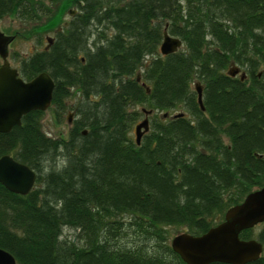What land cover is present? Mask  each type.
<instances>
[{"label":"trees","instance_id":"trees-1","mask_svg":"<svg viewBox=\"0 0 264 264\" xmlns=\"http://www.w3.org/2000/svg\"><path fill=\"white\" fill-rule=\"evenodd\" d=\"M5 16L36 46L53 34L16 69L24 80L47 72L48 108L73 113L55 137L38 110L0 133V156L35 172L25 195L0 184V249L16 264H184L168 228L201 234L264 185V0H0ZM164 28L181 47L161 55ZM233 65L242 80L227 75ZM238 237L262 245L246 264H264V221Z\"/></svg>","mask_w":264,"mask_h":264},{"label":"water","instance_id":"water-1","mask_svg":"<svg viewBox=\"0 0 264 264\" xmlns=\"http://www.w3.org/2000/svg\"><path fill=\"white\" fill-rule=\"evenodd\" d=\"M13 36L4 35L0 31V133L8 132L14 125L20 124L21 117L29 111H45L51 102L53 80L47 72L41 71L28 80L18 75L16 68L7 60V45ZM46 41L49 39L46 38ZM181 47V41L171 36L164 28L158 46L161 55L175 52ZM239 74L240 80L244 72L231 66L227 75ZM147 90V88H146ZM194 90L200 110V87L195 82ZM144 111V110H142ZM149 111L144 112V115ZM167 114L164 113L163 116ZM181 115V113H179ZM71 113L66 116L70 123ZM175 116V115H170ZM148 128L147 117H143L134 126V139L138 144L143 132ZM84 134L85 131H82ZM35 180V172L27 165L16 161L12 156H0V184L10 192L25 195ZM264 221V185L249 192L240 203L228 207L222 219H215V224L201 234H190L182 228L169 239L170 249L184 264H246L256 260L262 252V245L254 238L240 239L241 230L252 228ZM0 264H16L8 252L0 249Z\"/></svg>","mask_w":264,"mask_h":264},{"label":"rangeland","instance_id":"rangeland-1","mask_svg":"<svg viewBox=\"0 0 264 264\" xmlns=\"http://www.w3.org/2000/svg\"><path fill=\"white\" fill-rule=\"evenodd\" d=\"M48 1V0H43ZM65 19H67V15L64 16ZM18 21L10 16H5L0 19V31L7 35L11 33L15 28L18 26ZM90 28V27H89ZM46 35L51 36V33H47ZM45 42H43L40 46H36L34 41L32 39H21V38H15L13 39L8 45H7V60L11 67L16 68L17 67V56H23L24 54L31 53L33 50H39L44 46ZM196 82V81H195ZM192 88L194 90V84L192 83ZM195 92V90H194ZM75 97V96H74ZM68 103H73L74 98L70 97L67 100ZM140 109V107H137ZM178 110H171L167 113L169 115H173ZM72 112L71 110H68L63 113V116L60 120H57L54 116V112L52 109L48 108L42 113L41 117V127L42 130L49 136L55 137L59 134H65V132L68 129V125L66 123V116L68 113ZM171 113V114H170ZM73 113L70 116V119L72 120ZM143 119V115L140 116V118L136 121L137 123ZM133 126L130 129V135L133 138L134 137V129ZM181 229L179 228H168L169 238L174 235L177 232H180ZM77 233L76 229L64 227L62 229L61 238H67V239H75V235Z\"/></svg>","mask_w":264,"mask_h":264},{"label":"flooded vegetation","instance_id":"flooded-vegetation-1","mask_svg":"<svg viewBox=\"0 0 264 264\" xmlns=\"http://www.w3.org/2000/svg\"><path fill=\"white\" fill-rule=\"evenodd\" d=\"M77 13V8L75 7V8H69V9H67L66 11H65V15H67V19H69L70 17H73L75 14ZM65 18V17H64ZM66 19V20H67ZM62 25L63 26H65L66 25V22H63L62 23ZM58 30H60L59 29V27L57 28V31ZM7 36H13V39H15L16 37H17V35L15 34V31L13 30L11 33H9V34H7ZM46 38L47 39H49V41H46ZM93 38V36H91V38L89 39V40H91ZM12 39V40H13ZM11 40V41H12ZM52 40H53V34L51 33V36H49V35H45L44 36V41L43 42H45V44H44V46L41 48V49H43V50H46L48 47H49V45L52 43ZM10 41V42H11ZM42 42V43H43ZM9 44V43H8ZM71 113V112H70ZM72 114V113H71ZM71 119H70V123L69 124H67L68 125V128H69V126H70V124H71Z\"/></svg>","mask_w":264,"mask_h":264},{"label":"bare ground","instance_id":"bare-ground-1","mask_svg":"<svg viewBox=\"0 0 264 264\" xmlns=\"http://www.w3.org/2000/svg\"><path fill=\"white\" fill-rule=\"evenodd\" d=\"M183 3H185V2H183ZM85 4V3H84ZM102 17V16H101ZM104 17V16H103ZM110 21V20H109ZM106 26V25H105ZM96 27V26H95ZM106 27H108V26H106ZM92 28V27H91ZM112 28V27H111ZM102 30V29H101ZM167 31V30H166ZM169 32V31H168ZM102 32H100V34H101ZM112 33V32H111ZM99 34V35H100ZM110 34V33H109ZM113 36H114V34H113ZM189 36V35H188ZM206 39V38H205ZM214 39V38H213ZM212 39V40H213ZM107 40V39H106ZM103 41V40H102ZM205 41V40H204ZM210 42V41H209ZM205 44V43H204ZM211 44V43H210ZM215 44V43H214ZM91 45V44H90ZM216 46V45H215ZM91 48V47H90ZM226 57V56H225ZM164 58V57H163ZM228 58V57H227ZM186 59V58H185ZM234 60V59H233ZM243 60V59H242ZM138 62V61H137ZM241 62V61H240ZM126 64H128V63H126ZM142 64V63H141ZM140 65V64H139ZM137 66V65H136ZM237 67V66H236ZM132 68V67H131ZM260 70V69H259ZM244 71V70H243ZM127 72V71H126ZM138 73V72H137ZM259 73V72H258ZM264 74V73H263ZM139 75V74H138ZM140 76V75H139ZM229 76V75H228ZM260 76V75H259ZM156 77V76H155ZM157 78V77H156ZM159 78V77H158ZM157 78V79H158ZM231 78V77H230ZM129 79V78H128ZM127 79V80H128ZM156 79V80H157ZM251 80V79H250ZM136 81V80H135ZM139 81V80H138ZM161 82V81H160ZM244 83V82H243ZM252 83V82H251ZM250 84V83H249ZM140 85V84H139ZM141 87V86H140ZM148 88V87H147ZM250 88V87H249ZM201 89V88H200ZM203 103V102H202ZM197 104V103H196ZM145 106V105H144ZM145 108V107H144ZM175 109V108H174ZM174 109H173V111H174ZM183 109V108H182ZM171 111V110H170ZM154 112V111H153ZM204 112V111H203ZM188 113V112H187ZM162 114H163V112H162ZM167 114V113H166ZM171 114V113H170ZM154 115V114H153ZM174 115V114H173ZM184 115V114H183ZM175 116H176V114H175ZM185 116V115H184ZM168 117V116H167ZM178 117V116H177ZM175 118V117H174ZM161 119V118H160ZM167 120V119H166ZM165 121V120H164ZM149 123H151V122H149ZM109 125V124H108ZM112 125V124H111ZM151 125V124H150ZM100 126H102V125H100ZM109 128V127H108ZM110 132H111V130H110ZM86 133V132H85ZM86 136V135H85ZM133 140H134V138H133ZM227 140V139H226ZM140 145V144H139ZM126 146H128V145H126ZM214 146H215V144H214ZM223 146V145H222ZM131 147V146H130ZM220 147V146H219ZM128 150H130V149H128ZM201 152V151H200ZM221 152V151H220ZM205 154V153H204ZM253 157V156H252ZM220 158V157H219ZM64 160V159H63ZM186 160V159H185ZM60 163H62V162H60ZM187 164V163H186ZM257 178H258V176H257ZM255 181V180H254ZM257 181V180H256ZM254 184V183H253ZM255 185V184H254ZM122 217V216H121ZM186 228V227H185ZM130 233V232H129ZM131 238V237H130ZM133 238H135V236L133 235ZM137 239V238H136ZM258 241V240H257Z\"/></svg>","mask_w":264,"mask_h":264}]
</instances>
